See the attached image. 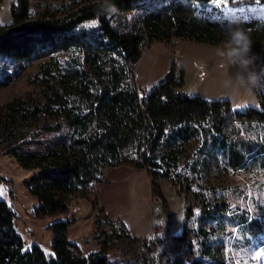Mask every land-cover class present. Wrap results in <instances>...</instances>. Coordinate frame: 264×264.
I'll use <instances>...</instances> for the list:
<instances>
[{
	"label": "trees",
	"instance_id": "16d2710c",
	"mask_svg": "<svg viewBox=\"0 0 264 264\" xmlns=\"http://www.w3.org/2000/svg\"><path fill=\"white\" fill-rule=\"evenodd\" d=\"M30 1L16 0L12 22L0 25V88L16 79L13 63L63 56L41 65L32 93L0 106V156L35 172L24 181L36 202L35 220L68 215L74 199L85 197L93 183L105 182L109 168L146 171L152 195L161 199L159 181L172 180L189 148L194 155L185 167L198 176L264 170V75L258 107L240 110H232L229 100L184 94L183 72L177 78L174 68L148 92L134 75L145 47L172 40L247 47L264 66V0L240 12L223 10L225 0H73L59 15L39 16L31 15ZM4 181L0 176V184ZM99 210L98 251L83 255L69 240L72 221L65 219L49 225L51 253L45 254L35 244L25 250L14 212L0 199V264H154L129 258L126 241L136 239ZM227 210L224 200L214 206L203 200L199 221L221 226ZM194 214L191 205L184 207L183 239ZM234 219L252 236L264 229V222L249 223L248 216ZM115 223L123 233L113 230ZM200 231L205 261L190 264H225L207 230ZM115 248L124 251L111 259Z\"/></svg>",
	"mask_w": 264,
	"mask_h": 264
},
{
	"label": "rangeland",
	"instance_id": "374dc122",
	"mask_svg": "<svg viewBox=\"0 0 264 264\" xmlns=\"http://www.w3.org/2000/svg\"><path fill=\"white\" fill-rule=\"evenodd\" d=\"M72 1L31 0L30 13L32 16H39L46 12L59 15L62 8L71 4ZM235 1L237 3L234 6L229 5L226 0L223 1L221 3L223 10L240 12L257 7L253 5L257 0ZM15 3L16 0H0V25H9L12 22L10 11ZM181 42L183 41L179 40L175 44H161V46L154 44L150 48H144L143 56L141 55L143 58L139 59L135 70V79L139 88L148 92L165 81L163 69L170 65L169 74L177 65L174 54ZM212 47H215L213 51L215 59L220 56L225 57L223 62L233 66L224 79L237 82L236 88L240 90L237 97L236 90H232V87L230 88L223 80L215 94L211 93V95H216L223 100H232L237 110L248 107L257 108V95L263 89L264 66L253 60V51L247 47L229 45ZM179 50L185 51L187 47L180 46ZM62 56V54L56 55L54 59L34 58L21 62L20 65L13 63L11 67L16 70L17 76L14 82L0 88V106L32 93L35 89L34 75L40 70L41 65L53 62ZM193 61L196 63L198 72L193 79L187 78V88L183 93L188 96L199 95V86L201 90L210 89L211 92L212 87L206 88L203 84L200 85L210 66L199 57H195ZM217 66L221 67V64ZM175 73V77L178 78L181 72ZM231 108L235 110L232 106ZM194 150L189 148L186 152L188 155L180 159L179 168L172 175L171 181H159L163 198L160 199L158 213L153 211V202L157 197L152 195L151 179L148 174L146 171H140L141 173L138 174V171L128 166L107 169L103 176L105 182L93 183L85 197L74 199L68 215H61L59 219L38 221L33 218V206L36 202L28 195L24 187V181L35 172L21 169L11 157L0 156V176L5 179L0 184V199L4 200L14 212V227L23 240L25 250L35 244L45 254H50L52 236L48 227L53 221L63 219L61 217L68 220L77 217L74 220L76 226L73 230L80 225H87L84 237L94 240L96 227L94 221L96 217H102L99 209L103 208L104 214L111 220L130 225L129 228L137 236L147 234L148 238L145 241L136 240L129 243L126 241L129 258H139L142 263L146 260L154 264H163L166 260L171 264H190L191 260L198 259L205 261L200 256L201 244L205 236L200 230H207V232L210 231V233L205 231L209 234L207 239L218 251V255L223 258L225 264H264V229L258 235L252 236L245 227L235 225L236 219H234L235 216L245 215L248 216L249 223L264 222V170L259 172L238 170L227 175L211 170L198 176L185 167L186 163L192 160L190 157L194 155ZM203 200L210 202L212 206L220 200L227 202L228 210L221 226L216 225L214 221H208L205 224L199 221V208ZM189 205L194 208L195 214L185 223L187 235L183 239L179 230L184 218L183 208ZM92 212H94V220L90 226ZM118 223L112 226L113 230L123 233ZM202 227L204 229H201ZM212 227H215L213 231ZM106 229L109 231L110 227ZM73 230L71 233L76 232ZM121 251L124 250L118 251V248H115L110 254L111 259L116 258L115 253L122 255Z\"/></svg>",
	"mask_w": 264,
	"mask_h": 264
},
{
	"label": "crops",
	"instance_id": "0c3cea01",
	"mask_svg": "<svg viewBox=\"0 0 264 264\" xmlns=\"http://www.w3.org/2000/svg\"><path fill=\"white\" fill-rule=\"evenodd\" d=\"M159 45L161 46V44H159ZM180 46H182V47L186 46L187 50L180 51L179 50ZM178 47L179 48H177V51L174 54V59H176L177 65H175L173 68H174V72H183V74H184V88L182 91L186 90V88H187V80H188L187 78H189L191 80V79H193V77H195L197 75L198 71H197L196 63L193 61V59L195 57H199L205 61L206 65L210 66L208 73L200 81V85L203 84L206 88L212 87V90H211V92L209 91L210 89H208V90L202 89L201 90V86H199V88H198L199 93L198 94L207 100H223L221 98H218L216 95H211V93L215 94L216 89L219 87L220 83H222V81L224 80V82L228 83V86L230 88L232 87V90L233 89L236 90L235 94H237V97H238L240 89L237 90V88H236L238 85V84H236L237 82L235 83L234 80L226 81L224 79L226 77L225 76L226 73L230 72L233 69V66L223 62V59L225 57L223 58L222 56H220V58L215 59V56L213 53L215 47L196 44L194 42H186V41L181 42ZM189 49H191V50H189ZM203 49H206V50H203ZM196 51H198V52H196ZM217 53H219V52H217ZM141 58H143V57H141ZM151 63H152V61H151ZM218 64H221V67L217 66ZM170 67H171L170 65H167L166 68L163 69V71H164L163 76L164 77H167L170 74V73L168 74ZM135 70H136V68H135ZM134 75H135V71H134ZM135 77H136V75H135ZM237 91H238V93H237ZM204 93H206V94H204ZM229 101L231 103V106L236 109L237 106L235 104H233L232 100H229ZM106 170H105V172H106ZM105 172H104V174H105ZM141 172H139L138 174H140ZM150 192H151V188H150ZM150 195H151V193H150ZM183 217H184V208H183ZM61 218H63V219H60V220L66 219L64 217H61ZM76 219H77V217L76 218L75 217L69 218V220L72 221V224L68 228L69 240L72 241L73 243H75L80 248L82 254L85 256L87 254H89L90 252L98 251L100 249V246L97 244V242H95L92 238L88 239L87 236L84 237L86 232H87V225L86 226L80 225V226H78V228L74 229V230H76V232L71 233V231L73 230V227L76 226V225H74V220H76ZM93 220H94V212H92V215H90V221H89L90 226H92ZM183 223H184V218H183V221L181 224V229L179 230L180 234H181V231L183 228ZM123 224L127 228L129 234L134 239L141 240V241L147 240V238H148L147 234L139 237V236H137V234L132 232V230L129 228L130 225L125 224V222H123Z\"/></svg>",
	"mask_w": 264,
	"mask_h": 264
},
{
	"label": "built area",
	"instance_id": "2783aa9c",
	"mask_svg": "<svg viewBox=\"0 0 264 264\" xmlns=\"http://www.w3.org/2000/svg\"><path fill=\"white\" fill-rule=\"evenodd\" d=\"M178 40H172L171 41V43L170 44H175V42H177ZM160 204V198L159 197H157L155 200H154V202H153V211H154V213H158L159 212V205Z\"/></svg>",
	"mask_w": 264,
	"mask_h": 264
}]
</instances>
